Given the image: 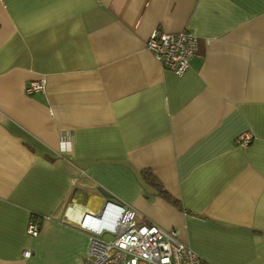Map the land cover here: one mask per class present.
<instances>
[{
	"label": "crops",
	"instance_id": "obj_1",
	"mask_svg": "<svg viewBox=\"0 0 264 264\" xmlns=\"http://www.w3.org/2000/svg\"><path fill=\"white\" fill-rule=\"evenodd\" d=\"M155 28L196 35L181 76ZM105 200L208 264H264V0H0V264H85Z\"/></svg>",
	"mask_w": 264,
	"mask_h": 264
},
{
	"label": "built area",
	"instance_id": "obj_2",
	"mask_svg": "<svg viewBox=\"0 0 264 264\" xmlns=\"http://www.w3.org/2000/svg\"><path fill=\"white\" fill-rule=\"evenodd\" d=\"M145 47L165 68L181 76L196 52L197 37L189 29L170 33L155 28ZM42 89L43 80H32L25 86L27 94ZM252 137L243 132L235 142L245 145ZM38 220V215H31L27 234L39 233ZM77 227L89 236L85 264H208L179 239L178 228L167 230L152 222H139L134 209L113 200H105L97 212H81ZM23 256L29 257L30 251L25 250Z\"/></svg>",
	"mask_w": 264,
	"mask_h": 264
},
{
	"label": "trees",
	"instance_id": "obj_3",
	"mask_svg": "<svg viewBox=\"0 0 264 264\" xmlns=\"http://www.w3.org/2000/svg\"><path fill=\"white\" fill-rule=\"evenodd\" d=\"M142 179L147 183L151 184L163 199L173 204L174 206H179V203L176 199H174L167 191L163 189L160 182L156 179V177L148 170H143Z\"/></svg>",
	"mask_w": 264,
	"mask_h": 264
},
{
	"label": "rangeland",
	"instance_id": "obj_4",
	"mask_svg": "<svg viewBox=\"0 0 264 264\" xmlns=\"http://www.w3.org/2000/svg\"><path fill=\"white\" fill-rule=\"evenodd\" d=\"M105 238H109V236H105Z\"/></svg>",
	"mask_w": 264,
	"mask_h": 264
}]
</instances>
